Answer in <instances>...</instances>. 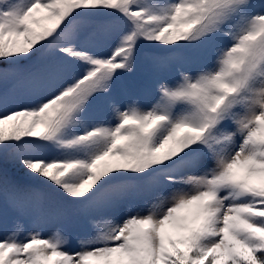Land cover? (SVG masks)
Here are the masks:
<instances>
[{"label": "snow or ice", "instance_id": "1", "mask_svg": "<svg viewBox=\"0 0 264 264\" xmlns=\"http://www.w3.org/2000/svg\"><path fill=\"white\" fill-rule=\"evenodd\" d=\"M0 264H264V0H0Z\"/></svg>", "mask_w": 264, "mask_h": 264}, {"label": "rangeland", "instance_id": "2", "mask_svg": "<svg viewBox=\"0 0 264 264\" xmlns=\"http://www.w3.org/2000/svg\"><path fill=\"white\" fill-rule=\"evenodd\" d=\"M128 79L135 81L138 85V90L140 94L142 95V98L144 99L145 103H150L152 100V86L151 82L148 80L145 70L141 69L137 72V75L135 77H129ZM71 244L73 248L78 247V242L73 238L71 240Z\"/></svg>", "mask_w": 264, "mask_h": 264}]
</instances>
